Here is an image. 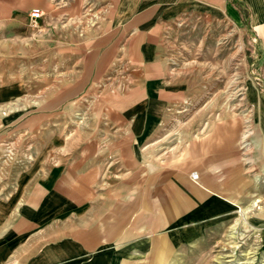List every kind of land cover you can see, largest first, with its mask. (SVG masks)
<instances>
[{
    "label": "crops",
    "instance_id": "0c3cea01",
    "mask_svg": "<svg viewBox=\"0 0 264 264\" xmlns=\"http://www.w3.org/2000/svg\"><path fill=\"white\" fill-rule=\"evenodd\" d=\"M60 7L54 0H0V157L6 146L29 153L0 159V264L196 263L207 233L227 225L236 204L264 196V0H105L101 14L113 9L105 16L109 27L101 18L96 32L87 26L79 36L72 17L60 23ZM25 8L50 9L54 24L34 42L29 37L39 42L34 63L22 50L32 29ZM219 9L256 41L257 71L247 92L254 128L244 129L234 112H196L173 130L99 128L93 143L41 142L69 136L67 105L91 103L98 93L94 102H107L99 99L107 82H122L115 73L122 77L116 60L127 53L124 32L131 41L157 40L171 23ZM49 30L55 38L44 51ZM155 62L137 64L136 76L126 79L127 90H140L136 103L169 101L168 77ZM128 116L150 121L170 113ZM26 137L35 142L22 143Z\"/></svg>",
    "mask_w": 264,
    "mask_h": 264
},
{
    "label": "rangeland",
    "instance_id": "374dc122",
    "mask_svg": "<svg viewBox=\"0 0 264 264\" xmlns=\"http://www.w3.org/2000/svg\"><path fill=\"white\" fill-rule=\"evenodd\" d=\"M14 1L30 5L35 0ZM54 1L60 2L61 5L59 8L62 12L60 23L72 17L75 21L73 26L78 28V36L87 26L95 31L101 18H104L105 26L110 25L105 16L108 18L112 16L113 9L103 7L105 12L101 14L100 11L101 4L105 0ZM31 10V8L21 9L29 17L28 23L32 28L29 30L32 36L27 33L24 38L29 40L31 37L34 42L43 29L51 28L54 24L50 23V15L52 16L50 9L47 11L41 9L43 17L38 23L31 21ZM123 36V47L127 53L122 59L118 57L116 60L117 69L119 66L123 67L122 77L119 76L121 73H115V76L119 77L122 82L118 80L107 82L106 96L99 98L107 102H94L98 99L96 97L100 94L98 93L93 94L91 103L67 105L69 116L73 117L67 123L69 136H43L41 142L47 144L93 143L98 140V137L94 136V131L99 128L114 131L125 127H152L155 124L159 128L173 130L189 121V118L185 119V114L190 115L196 112L204 117H207L208 115L205 116V114L209 112H234L244 117V129L255 127L252 118L253 107L248 103L247 92L255 80L257 71L256 41L250 31L237 20L228 17L224 9L215 10L214 13H196L185 16L171 23L157 40L131 41L125 32ZM43 37L45 39L42 38L44 46L42 49L50 50V40L55 38L54 33L50 31ZM32 42L27 41V47L22 48V50L31 51L28 63H34L36 60L34 51L38 48L35 44L39 42L35 44ZM155 50H158L159 55H149ZM132 51L135 55L131 54ZM151 59L160 60L159 63L155 62L156 66L160 70L163 68L165 70L168 77L165 85L168 84L171 91L169 101L154 104L136 103V100L141 99L140 90L137 89L134 92L127 90L126 86L130 82H126V79L130 75L136 76L132 69L137 64L151 62ZM163 61L164 64H162ZM127 69L130 71H126ZM154 90L158 91L157 88ZM164 96L165 100L168 99L166 93ZM156 99H158L157 96ZM31 110L33 109L28 108L26 112ZM142 111L153 112L157 115L170 113V116H165L164 120L150 121L130 119L128 116ZM83 128L86 129L85 134H82ZM76 131L77 134L74 135ZM246 134L248 140V135L251 133ZM126 138L123 137V142L127 141ZM32 139V142H35V137H26L21 142H30ZM9 147L6 146V151L0 159L21 160L29 154ZM251 174H257V172L252 171ZM235 208V214L227 225H224L222 229L207 233L202 243L201 259L197 258L196 263L188 262V264H264V196H259L256 200L254 198L247 203L236 204ZM246 209L253 210L243 215L241 212ZM191 257L194 256H188V261Z\"/></svg>",
    "mask_w": 264,
    "mask_h": 264
},
{
    "label": "built area",
    "instance_id": "2783aa9c",
    "mask_svg": "<svg viewBox=\"0 0 264 264\" xmlns=\"http://www.w3.org/2000/svg\"><path fill=\"white\" fill-rule=\"evenodd\" d=\"M43 17V11L40 8H33L30 12V19L32 22L38 23ZM197 174H194V178L197 179Z\"/></svg>",
    "mask_w": 264,
    "mask_h": 264
},
{
    "label": "bare ground",
    "instance_id": "6f19581e",
    "mask_svg": "<svg viewBox=\"0 0 264 264\" xmlns=\"http://www.w3.org/2000/svg\"><path fill=\"white\" fill-rule=\"evenodd\" d=\"M256 205V204H255ZM257 206V205H256ZM253 209H246L245 211H242L241 213L243 214V215H246L247 213H249L250 211H252ZM243 217V216H242Z\"/></svg>",
    "mask_w": 264,
    "mask_h": 264
}]
</instances>
